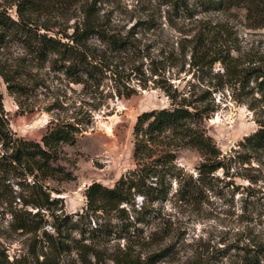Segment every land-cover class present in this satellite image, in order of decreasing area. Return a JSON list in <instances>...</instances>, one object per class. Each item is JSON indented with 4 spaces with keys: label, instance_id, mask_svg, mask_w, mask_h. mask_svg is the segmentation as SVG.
<instances>
[{
    "label": "rangeland",
    "instance_id": "1",
    "mask_svg": "<svg viewBox=\"0 0 264 264\" xmlns=\"http://www.w3.org/2000/svg\"><path fill=\"white\" fill-rule=\"evenodd\" d=\"M55 1L33 15L48 34L62 38L87 22L107 39L92 37L82 43L90 70L74 76L66 73L59 57L40 60L11 39L0 45V96L11 133L40 142L57 124H74L80 130L73 145L58 149L57 164L68 179L58 175L49 181L58 192L50 197L57 202L33 219L39 231L13 233L7 230L10 215L0 220V250L8 262L40 264L41 252H48L42 232L53 234L56 226L69 247L54 264H118L129 258H151L155 264H253L254 258L264 264V152L245 163L237 158L238 143L257 129L259 109L248 108L257 95L234 86L224 65L212 62L229 56L246 71L264 59V4ZM187 11L192 17L184 16ZM8 14L16 18L14 6ZM191 94L192 99L206 95L213 112L203 126L221 157L233 158L229 166L200 176L201 155L172 145L169 169L144 181L155 189L151 196L162 193L159 199L144 202L133 194L117 208H90L85 190L91 184L112 188L120 179H137L132 155L138 117L169 109L182 97L189 101ZM160 151L151 147L148 152L150 168ZM18 182L10 183L17 194L23 190ZM14 205L22 207L19 199ZM22 209L32 215L38 211Z\"/></svg>",
    "mask_w": 264,
    "mask_h": 264
},
{
    "label": "trees",
    "instance_id": "2",
    "mask_svg": "<svg viewBox=\"0 0 264 264\" xmlns=\"http://www.w3.org/2000/svg\"><path fill=\"white\" fill-rule=\"evenodd\" d=\"M258 1L260 5L264 4V0ZM55 2V0H15L10 4L0 2V45L6 39H11L20 43L30 54H34L40 60H47L50 56L59 57L66 73L74 76L79 71L87 75L91 63L83 50L82 43L92 37L104 39L107 36L101 35L93 25L87 22L81 29L75 28L71 35L62 38L48 34V28L35 23L33 15L47 11ZM12 6L15 7L16 18L8 14V9ZM186 14L184 16L192 17L190 11ZM63 39L66 41H62ZM214 55H217V52ZM212 62H220L224 65V74L234 86L238 85L242 90L248 89L250 91L247 92L248 95H257V98H253L248 104V108L252 111L259 109L260 115L255 120L257 129L245 136L237 145L240 149L237 151V158H241L240 163L248 162L252 157L264 152V59L259 60V64L246 71H240L236 60L229 56L228 58L218 56ZM239 75H243V78H238ZM247 76L250 79L253 78L251 87ZM193 96L190 95L189 101L182 97L179 102H172V107L169 109L144 112L138 117L134 126L135 142L132 155L138 166L136 173L133 172L137 179L132 177L126 180L120 179L112 188L98 183L91 184L85 190V197L90 208L100 209L105 206L117 208L120 204H127L130 195L133 194L142 197L144 202L159 199L162 193L151 196L155 189L152 186H146L144 181L152 174L157 175L158 171L169 169L166 166L174 159L172 145L191 148L201 155L203 159L197 168L200 176L211 175L229 166L233 158L221 157V153L203 126L204 120L209 117L210 112H213L206 95L192 99ZM237 101L244 102L239 99ZM78 133H80L78 126L65 123L47 129L40 142L15 137L9 130L0 96V220L3 221L7 214L10 215L7 230L13 233L39 231L40 224L33 219L39 216L40 210H47V205L57 202L50 197L52 192L57 194L58 192L50 188L49 181L56 179L58 175H61L60 180L68 179V174L64 173L57 164L58 149L63 144L73 145ZM151 147L161 150L159 160L153 161L155 162L153 168L147 164V159L151 157L148 154ZM159 166L161 168L157 169ZM12 180H19L15 185L21 187L22 192L31 189L32 193L28 196H24L22 192L17 194L10 188ZM149 196L154 198L149 200ZM16 199H19L22 207L17 208L14 205ZM28 206L35 207L38 211L32 215L31 212L22 209ZM66 218L68 220V217ZM67 220L65 222L70 221ZM53 229V234L42 232L41 239L48 252H41L40 256L44 260L40 264H54L56 257L68 251L69 246L61 239L62 234L59 228L53 226ZM150 259L140 262V260L129 258L118 264L156 263ZM251 262L258 263L254 258ZM0 264H11L4 250H0Z\"/></svg>",
    "mask_w": 264,
    "mask_h": 264
}]
</instances>
